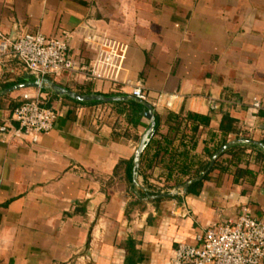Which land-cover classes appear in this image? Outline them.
Listing matches in <instances>:
<instances>
[{
    "label": "crops",
    "instance_id": "1",
    "mask_svg": "<svg viewBox=\"0 0 264 264\" xmlns=\"http://www.w3.org/2000/svg\"><path fill=\"white\" fill-rule=\"evenodd\" d=\"M0 31L69 32L68 56L80 62L95 56L94 37L129 45L116 84L68 71L50 79L77 92L143 88L158 117L141 157L146 189L165 192L170 172L183 179L208 162L225 114L238 132L228 142H264V109L252 107L254 98L264 107V0H0ZM29 74L0 56V264H169L181 242L244 206L264 220V156L252 149V181L236 182L231 167L199 191L138 202L142 187L133 192L129 174L150 121L135 125L127 104L47 93L59 112L54 127L37 141L15 133L12 110L25 89L2 92Z\"/></svg>",
    "mask_w": 264,
    "mask_h": 264
},
{
    "label": "built area",
    "instance_id": "2",
    "mask_svg": "<svg viewBox=\"0 0 264 264\" xmlns=\"http://www.w3.org/2000/svg\"><path fill=\"white\" fill-rule=\"evenodd\" d=\"M69 37V32L59 36L24 32L12 37L0 31V56L17 58L34 79L41 81L67 71L91 81H120L129 50L127 43L107 36L94 37V42L87 41L95 49V56L80 62L68 56ZM46 94L41 88L23 91L22 103L12 110V119L18 123L13 127L15 133L37 141L54 127L59 112L46 105ZM132 94L143 99L147 96L140 85L133 86ZM252 107L257 112L264 109L259 98H254ZM169 264H264V220L253 217L244 206L235 219L198 232L194 243L181 242Z\"/></svg>",
    "mask_w": 264,
    "mask_h": 264
},
{
    "label": "trees",
    "instance_id": "3",
    "mask_svg": "<svg viewBox=\"0 0 264 264\" xmlns=\"http://www.w3.org/2000/svg\"><path fill=\"white\" fill-rule=\"evenodd\" d=\"M42 91L46 92V93H51L49 90H46V89H42ZM78 91H80L81 93H91V91L89 89H85V88H79ZM51 94L57 96L54 93H51ZM107 95H114V94L108 93ZM65 98L73 100L77 103H82V104L113 103V102H103V101L82 102V101H78V100H75V99L67 97V96H65ZM114 103H116V104H127L128 105L129 110L133 111L134 124L135 125H137L138 121L144 115V112L146 109L144 105H142L141 103H138L134 100L115 101ZM46 105L51 106V104L48 100L46 101ZM14 107H13V109H14ZM194 117L201 120V122H206L205 121L206 118L203 116L194 115ZM157 119H158V117H157ZM233 123H234V120L228 114H225L223 116L222 122H221L220 127H219V130L224 134V137L215 143V147L212 150L207 149V153L210 157V160L208 162H206L200 169L196 170L195 172H192L190 174L186 173L185 175H187V177L183 178V179H176L175 174L170 172L169 176H168L169 179H175V180H174L173 184L169 187L181 186V185L187 183L188 181H190L194 178H197L199 176H203L201 180H196V181L192 182L189 186V189H188L189 192L199 191L202 188L203 183L205 181L211 179V173H213L215 171H218L219 173L231 171V169H232L231 167H233L231 173L233 174L236 182L240 181L241 179L244 180L246 177H250L249 181L254 180L256 178V173L250 168V162L248 159L249 158L248 155H250L251 153H247V150L252 149V151H256L257 152V156L255 157L256 159H258L260 156H264V152H263V150H261V148H258L256 145H253V144H251V145L235 144V145L227 148L225 150V152L223 154H221L216 159L215 164L213 165V167H211L209 172L205 174L207 168L210 166V161H211L213 155L228 142V139L226 136L229 133H238L237 129L233 126ZM157 128H158V125L156 126V129ZM129 181L132 185V189H133L132 191L134 192V190H136L137 188L134 187L132 184V172H130V174H129ZM136 192H137V198H138L137 201L138 202L142 201V199L160 201L162 199L178 197V196H175V197L159 196V194L162 193L161 190H153L152 191L149 189L138 188L136 190ZM155 195H158V196L157 197H151V196H155Z\"/></svg>",
    "mask_w": 264,
    "mask_h": 264
},
{
    "label": "water",
    "instance_id": "4",
    "mask_svg": "<svg viewBox=\"0 0 264 264\" xmlns=\"http://www.w3.org/2000/svg\"><path fill=\"white\" fill-rule=\"evenodd\" d=\"M27 78L28 79L25 82L17 83V84L9 86L8 88H6L2 92V94H6V93H9V92H12L15 90L27 89V88H41V89L49 90L50 92H52L56 95L67 96V97H70V98H73L75 100L82 101V102H90V101L114 102V101L134 100V101L144 105L146 108L145 112H144V116L147 119H149L150 124H149L147 130L145 131V133L142 135L139 146L136 149L135 154H134V158H133L134 166H133V173H132V181L133 182L132 183L135 187H142L143 189H146L144 186H142L139 183V170H140V164H141V157H142L147 145L149 144V142L151 141V139L155 135V130H156V124H157L156 111H155V107L153 106L152 103H150L146 99L138 98V97L134 96L133 94L107 95V94H102V93H98V92L80 93V92H77V91H75L69 87L63 86V85L55 82L54 80H52L50 78H46L43 81H41L39 79L32 78V76L30 74L27 76ZM240 142H245V143L247 142V143L255 144V145L260 146L264 150V142H262V141L249 140V139H238V140L230 141V142L226 143L223 147H221L213 155L211 162H210V166L207 168L205 174L209 172L211 167H213V165L215 164L216 159L221 154H223L227 148L233 146L234 144L240 143ZM202 177L203 176H199L197 178H194V179L188 181L187 183H185L181 186H177L172 191L162 192L161 194H159V196H163V197L176 196V195H179L181 193V189H182L183 193H186V192H188L190 184L196 180H201ZM157 196L158 195L151 196V197H157Z\"/></svg>",
    "mask_w": 264,
    "mask_h": 264
},
{
    "label": "rangeland",
    "instance_id": "5",
    "mask_svg": "<svg viewBox=\"0 0 264 264\" xmlns=\"http://www.w3.org/2000/svg\"><path fill=\"white\" fill-rule=\"evenodd\" d=\"M211 178H213V179H215V172H213V173H211ZM173 182H174V180H173ZM172 182V183H173ZM174 188H176V187H168V188H164V190L163 191H165V192H169V191H172ZM154 190H160V189H154ZM162 191V190H161ZM180 194H183V191H182V189H181V193ZM149 203H152V205L153 206H155L156 204L154 203V201L152 202H149Z\"/></svg>",
    "mask_w": 264,
    "mask_h": 264
}]
</instances>
